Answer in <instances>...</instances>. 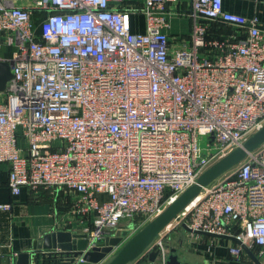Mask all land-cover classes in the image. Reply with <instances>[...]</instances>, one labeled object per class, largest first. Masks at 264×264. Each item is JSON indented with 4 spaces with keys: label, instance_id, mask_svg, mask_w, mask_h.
<instances>
[{
    "label": "built area",
    "instance_id": "built-area-1",
    "mask_svg": "<svg viewBox=\"0 0 264 264\" xmlns=\"http://www.w3.org/2000/svg\"><path fill=\"white\" fill-rule=\"evenodd\" d=\"M27 1L0 0V62L13 75L0 92V164L13 195L78 194L71 213L91 221L78 232L88 250L117 230L137 233L264 127L257 18L225 11L223 0H192L191 42L175 47L166 13L178 0H145L143 33L132 29L134 11L113 6L123 0ZM212 21L235 34L210 38ZM182 224L235 236L264 264V144L204 188L146 255L160 250L165 264V237ZM230 254L246 256L240 244Z\"/></svg>",
    "mask_w": 264,
    "mask_h": 264
},
{
    "label": "crops",
    "instance_id": "crops-1",
    "mask_svg": "<svg viewBox=\"0 0 264 264\" xmlns=\"http://www.w3.org/2000/svg\"><path fill=\"white\" fill-rule=\"evenodd\" d=\"M16 4L28 6V1L16 0ZM144 4L145 0H123L113 6L134 11L131 17L132 29L134 32L143 33L146 30ZM223 5L225 11L230 13L247 19L257 18L264 40V0H223ZM191 7L192 0H178L168 4L166 16L170 26L166 32L173 39L172 44L175 47H179L183 42H191L194 24L190 16ZM218 25H222V22L208 23L209 36L212 32L211 26L218 30L220 39L236 32L228 25L223 24V29ZM20 145L25 147L23 139L20 140ZM79 198L74 192H55L45 188L32 192L27 187H24L19 195H13L9 187V165L0 164V204L12 206L10 210L0 211V264H15L20 254L36 251L38 242L47 233H78L84 226H90L91 221H81L71 213ZM99 198L104 201L108 196L102 194ZM182 233L174 231L173 228L169 231L168 237L175 244L170 250L178 249L190 264H255L248 254L242 259L232 256L230 248L237 243L230 239L193 234L185 229ZM46 259L48 258H41L37 264H70L45 262Z\"/></svg>",
    "mask_w": 264,
    "mask_h": 264
},
{
    "label": "water",
    "instance_id": "water-1",
    "mask_svg": "<svg viewBox=\"0 0 264 264\" xmlns=\"http://www.w3.org/2000/svg\"><path fill=\"white\" fill-rule=\"evenodd\" d=\"M13 78L11 64L0 62V92H5L8 82ZM264 144V127L250 136L243 146L233 150L228 155L210 166L197 182L179 195L167 208L144 228L135 234L130 229L117 230L113 235L99 242L98 246L88 250L90 240L87 234L65 231L45 234L38 242L37 250L20 254L15 264H37L45 255L55 253L61 257H72L70 264H163L159 262L160 250L153 251L148 256V249L155 243L161 233L166 230L179 214L194 201L203 191L225 173L239 165L248 155ZM182 227L193 234L230 239L240 244L246 254L255 264H263L246 244L235 236L218 235L191 229L187 224ZM82 258L83 262H76ZM57 261V260H56ZM165 264H190L183 258L178 249L170 250Z\"/></svg>",
    "mask_w": 264,
    "mask_h": 264
},
{
    "label": "trees",
    "instance_id": "trees-1",
    "mask_svg": "<svg viewBox=\"0 0 264 264\" xmlns=\"http://www.w3.org/2000/svg\"><path fill=\"white\" fill-rule=\"evenodd\" d=\"M40 17V15H39V13L37 12V11H35L34 12V18H35V20H36V23H37V25L39 26V23H40V21H38L37 19ZM224 23H222V25H218L219 27H221L222 29L226 26V24H225V26L223 25ZM213 26H211V29H210V31H212V32H210V38H212V39H220L219 37H220V34H219V32H218V30L217 29H215V28H212ZM221 29V30H222ZM220 30V31H221ZM1 53H2V56L4 57V58H7V59H9V58H11L12 57V54H13V49L12 48H10V47H5L2 51H1ZM51 261H53V262H61V260H51V259H46L45 260V262H51Z\"/></svg>",
    "mask_w": 264,
    "mask_h": 264
},
{
    "label": "rangeland",
    "instance_id": "rangeland-1",
    "mask_svg": "<svg viewBox=\"0 0 264 264\" xmlns=\"http://www.w3.org/2000/svg\"><path fill=\"white\" fill-rule=\"evenodd\" d=\"M57 144H60V142H58ZM206 144H207V140L204 139V140L202 141L201 145H202V146H206ZM145 226H146V225H145ZM145 226H143L142 228H144ZM142 228L138 229L137 232L140 231ZM172 228L174 229V231L176 230V232L179 231V232L182 233V231H184L183 227L180 226V225H178V226L173 225ZM167 234L169 235V233H167ZM182 234H183V233H182ZM168 235H166V237H165V242H164V244H165L166 248H168V249L170 250V247H171V246H174L175 244H173V242H172L173 240H170V238L168 237Z\"/></svg>",
    "mask_w": 264,
    "mask_h": 264
}]
</instances>
